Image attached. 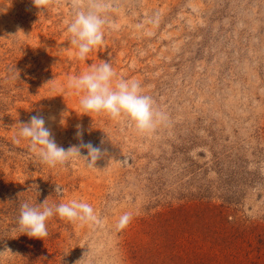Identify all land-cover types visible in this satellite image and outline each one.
<instances>
[{
	"label": "rangeland",
	"instance_id": "1",
	"mask_svg": "<svg viewBox=\"0 0 264 264\" xmlns=\"http://www.w3.org/2000/svg\"><path fill=\"white\" fill-rule=\"evenodd\" d=\"M105 3L103 44L81 60L72 0H0V264H264V0ZM101 60L152 97V132L85 114L67 83ZM33 115L58 146L99 147L96 167L44 164L18 136ZM46 198L97 219L22 234L21 203Z\"/></svg>",
	"mask_w": 264,
	"mask_h": 264
},
{
	"label": "clouds",
	"instance_id": "2",
	"mask_svg": "<svg viewBox=\"0 0 264 264\" xmlns=\"http://www.w3.org/2000/svg\"><path fill=\"white\" fill-rule=\"evenodd\" d=\"M34 5L44 10L47 0H33ZM73 14L66 31L70 35V44L76 49V56L86 60L88 54L103 44L104 28L107 24L105 0H72ZM5 9L0 7V12ZM21 32V31H18ZM115 71L110 62L101 60L99 64H91L89 70L71 77L67 83L80 96V105L87 113H103L113 119L121 117L130 121L141 133L152 132L164 115L154 106L151 96L143 92L139 81L135 79H115ZM19 138L27 140L31 150L40 160L55 168L63 166L74 157L83 158L88 167H96V161L101 158V149L92 143L73 145L68 149L58 146L50 129L46 127L44 117L33 115L26 123L18 122ZM79 129V125L77 126ZM81 131L77 132L82 137ZM81 148L87 149V155L81 154ZM55 192L63 189L56 185ZM73 223H91L97 219L93 206L84 200L71 199L55 205H49L47 198L36 205L23 202L20 205L18 226L22 234L30 238L44 240L48 236L47 222L53 217ZM129 220L127 214L120 217L117 228L126 226Z\"/></svg>",
	"mask_w": 264,
	"mask_h": 264
}]
</instances>
